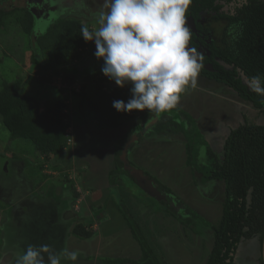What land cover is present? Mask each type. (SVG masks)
Masks as SVG:
<instances>
[{
	"label": "rangeland",
	"instance_id": "obj_1",
	"mask_svg": "<svg viewBox=\"0 0 264 264\" xmlns=\"http://www.w3.org/2000/svg\"><path fill=\"white\" fill-rule=\"evenodd\" d=\"M51 3L55 6L58 4L55 0H51ZM99 3L102 5L103 0ZM21 7H25L23 0H3L0 3V8L3 10ZM59 8L62 9V7ZM67 11L68 9L64 8L65 18L69 17ZM16 12L18 11L13 14L15 18L19 15ZM29 12L32 14L31 9H29ZM39 14L43 15L44 13L41 11ZM81 14L83 15V13ZM13 15L11 16L12 19L9 18L10 21L7 25L0 26V83L3 80L13 81L22 78L21 85L24 93L39 99L41 111L46 101H54L60 96L62 89L66 92L71 89L77 90L83 83L94 82L93 77L100 78L106 90H109L111 85L115 84L102 75L100 71L103 64L102 60H90V56H93L91 42L83 52L82 57L68 65L54 66L52 69L43 71L38 69L32 71L33 67L30 61L32 49L21 29L22 22L19 20L15 22ZM56 15H59L57 11ZM56 15L43 18V20L35 19L33 31L35 33L44 32L57 19ZM80 19L82 21L85 17ZM206 22L213 25L212 37L220 44V40H222L221 33L227 35L228 27H223L224 23L213 21L209 16H206ZM65 71L78 73L73 83L70 84L69 81L64 79L63 74ZM205 81L206 84L201 86L202 90L191 89L187 91L180 99L178 106L186 111L196 109L195 114H198L200 119H205L200 122L203 126L206 125L205 136L212 149L219 151L228 132L243 124L245 119L258 124L264 122V116L251 104L239 101L231 89L208 78ZM194 91L196 92L195 96H191ZM188 93L189 95H187ZM69 96L71 97V95ZM200 99H203V104L206 102L204 113L200 111L203 107L201 106V109L198 107L200 103H197V101ZM192 102L194 105L191 104ZM68 103L71 104V98L68 99ZM136 112H132L129 119L122 120L117 128L100 129L94 124H89V122L82 124L74 111L68 108L67 122L69 125L66 133L69 135L68 151L70 154L66 155V159H61L62 162H58V158L50 156L47 162L43 164L40 174L38 163L43 160V157L41 158L39 153L35 152L30 143L23 140H11L0 118V163L3 172L5 173L8 168L11 170V167H16L17 163H21L22 166L23 163H27L25 167L26 176L29 178L34 177L35 182L38 183L34 188L36 198L38 196L47 197L48 190L54 189V183L68 190L66 196L62 198V194L58 192L61 188L56 187V190L54 189L52 192V196L49 195L46 199L47 203H51V206L36 203L38 209L36 206H31L28 214L18 213L21 216L18 219H13L5 211L6 207L0 206V264H15L18 254H22L28 245L37 247L47 245L52 252H60L66 236L61 235L62 231L60 229L62 227L58 215L64 205H67L65 201L67 195L72 194L74 189L77 190L76 193L79 196L74 197L68 204L70 205V214L74 216V218L69 217V219H79V221L89 223L91 230L99 233L90 241L76 240V247H78L76 251L78 249L82 250L79 251L80 254L84 252L83 249L87 251L90 247L93 249L95 247L94 252H100V259L127 255L133 257L131 258L132 261L143 262L140 247L132 238L123 214L118 212L117 205L124 200L123 202L127 206L126 209L129 210L128 216L133 217L136 223L142 225L141 234L152 246L154 245L156 255L162 261H166L167 264L206 263V248L211 245V229H208L206 225L218 222V220H209L206 215L213 218L216 214L217 217L220 215L221 202L223 201V183L211 181L203 185L199 173L194 172L191 175L190 167L188 169L185 166L186 154L183 145L185 139L181 136V134L183 135L182 131L177 134L178 132L175 129L173 133L166 128L165 131L162 130L159 133L153 132V126L160 121L162 116L150 124L149 120L154 119L156 115L154 113L148 114L149 120L141 125L132 118L135 115L138 118ZM138 125L142 128L141 131L144 129L143 133L141 132L140 140L137 134L139 133ZM127 129H130V134L135 136V140L132 141V144L130 143L131 148L134 147L130 151V155L132 153L131 156L134 161L141 166L138 168L126 166L128 170L130 168V173H137L136 170L142 171L144 169L150 172L161 185H165L166 182L168 183L165 186H168V184L174 185L170 188L171 191L168 195L171 196V200L168 202L178 209L179 207L175 205V199H178L184 206L194 210V213L190 212L188 214L183 209H179L178 215L172 216L168 213V215H164L165 217H159L157 213L162 209L159 200L150 197L140 186L128 179L129 177H125V175H121L118 179V182L114 185L115 189L109 187L107 181L111 179L108 173L113 169L115 143H118L119 139L117 138L122 137ZM200 152L204 158L206 150L201 147ZM75 153L80 154L79 159L75 158ZM125 157L129 159L127 151ZM9 161L10 164L7 167ZM111 198L113 199L112 203L109 202ZM11 200L16 201L14 196L6 198L8 205L9 203L13 204ZM204 201L206 203H203ZM101 204L104 205L107 211L105 220L97 221L94 218L95 214L91 217L88 215L89 218H83L86 212L88 213V207L93 206L96 208L98 205L97 208L99 209ZM202 205L206 207V215L202 214ZM10 207L7 206V209ZM82 207H84L83 212ZM40 212L43 214L44 219H42ZM162 213L165 214L163 211ZM155 233L163 237L164 243H161L163 240H157ZM162 237L159 239H162ZM98 239H100L99 248ZM89 243L90 245H88ZM84 244H86L85 247ZM4 246H6V250ZM239 246V258H237L235 264L258 263L259 253L256 240L243 241ZM64 248L69 251L75 250L74 246H65ZM93 249L86 252L88 253L87 259L91 260V264H96L93 262L96 256L94 253L91 254ZM43 255L47 261V254ZM69 264H73V262ZM75 264L83 263L76 261Z\"/></svg>",
	"mask_w": 264,
	"mask_h": 264
},
{
	"label": "trees",
	"instance_id": "obj_2",
	"mask_svg": "<svg viewBox=\"0 0 264 264\" xmlns=\"http://www.w3.org/2000/svg\"><path fill=\"white\" fill-rule=\"evenodd\" d=\"M2 1L0 0V3ZM215 1L226 3L230 0H192L186 15L198 19L204 9L218 11L221 6L219 4L216 6ZM29 9L32 10L29 7L10 10L0 8V26L7 25L9 18L15 11H18L16 12L19 14L18 17L15 18L13 15L14 21L22 22L21 29L32 49L30 59L32 71L65 66L82 57L90 42L86 43L80 35V28L83 25L80 18L61 17L54 20L44 32L35 33L33 31L34 18ZM216 11L214 16L216 19L221 17L229 19L228 24L234 27L232 28L233 34L237 35V38L230 39L229 42L222 40L223 48L213 42L211 46L207 45V49L212 56H217L224 64L232 68H225L219 62H214L213 66L217 71L212 73L202 69L200 74L208 79L224 82L264 116V97L252 92L239 76V73H243L248 82L255 75L264 76V1L242 0L240 5L236 6L227 16L223 12L221 14ZM208 31L206 28V37H208ZM237 69L240 72H237ZM77 74V72L65 71L63 76L71 84ZM93 81L89 84L83 83L77 90L71 89L66 92L62 89L56 100L44 103L42 111L39 99L24 93L21 85L22 78L13 81L3 80L0 83L1 122L7 129L11 140H23L30 143L35 152L39 153L41 158L43 157V160L38 163L39 174L50 156L62 162L61 159L70 154L68 151L69 135L66 133L69 125L67 122L68 108L74 111L82 124L89 122L100 129L117 128L122 120L130 118L131 113L117 112L112 107V101L116 99L127 101L131 95L129 91L131 85L124 88L110 87L106 90L100 78L93 77ZM64 93L67 94L63 95ZM69 98H71V104L68 103ZM175 109L183 121L190 125L188 130L182 129L180 124L173 119L174 117L162 115L152 131L161 132L167 125L178 133L182 131L185 139L184 151L187 166L192 169V172L200 174L202 184L211 181L223 183L220 218L215 224L206 225L208 229H211V245L206 248L205 264H234L240 242L247 240L257 241L259 253L257 264H263L261 244L264 233V122L258 124L245 119L243 124L228 132L222 147L216 151L209 146L207 140L201 138L188 114L178 108ZM147 117V115L140 116L136 122L140 124L148 120ZM138 128L140 132L142 128L139 125ZM142 133H137L138 139L141 138ZM128 138H131L130 131L126 132L115 145L113 169L108 173L111 179L109 182L113 186L121 175L133 181L131 170L130 168L128 170L126 166L138 168L132 162L124 161L126 157H122V149ZM202 145L206 150L204 158L200 152ZM130 149L131 145L128 146L127 151ZM2 172L0 163V178L3 175ZM144 174L153 180L157 189L165 196L164 199L158 201L165 215L168 213L172 216L178 215L179 209H183L188 214L192 212L178 199H175V205L179 207L176 209L168 202L171 200V196L168 195L170 190L150 176L147 171ZM76 192L77 190L74 189L72 195L78 197L79 194ZM123 201L117 205L118 212L122 213L127 221L132 238L140 247L143 262L103 257L98 259V264H167L156 255L154 245L152 246L141 234L142 225L136 223L133 217L128 216L129 210L126 209V203ZM93 233L89 223L82 220L76 222L72 228V234L80 240L91 238ZM64 262L66 261L62 260L61 263Z\"/></svg>",
	"mask_w": 264,
	"mask_h": 264
},
{
	"label": "clouds",
	"instance_id": "obj_3",
	"mask_svg": "<svg viewBox=\"0 0 264 264\" xmlns=\"http://www.w3.org/2000/svg\"><path fill=\"white\" fill-rule=\"evenodd\" d=\"M191 3L192 0H103L97 12V25L81 26L83 40L94 43L93 55L103 61L102 75L120 88L131 85L127 101H112L117 112L147 110L159 116L177 108L182 94L197 87L204 57L189 46L192 32L186 14ZM228 34L232 40L237 38L231 26ZM248 87L264 97V76H253ZM124 161L129 160L126 157ZM79 255V251L67 248L54 253L47 245H28L18 254L15 264H61L62 260L75 264Z\"/></svg>",
	"mask_w": 264,
	"mask_h": 264
},
{
	"label": "crops",
	"instance_id": "obj_4",
	"mask_svg": "<svg viewBox=\"0 0 264 264\" xmlns=\"http://www.w3.org/2000/svg\"><path fill=\"white\" fill-rule=\"evenodd\" d=\"M206 76H202V75H199V77H198V84H197V87L195 88L197 91H199V89H201V86H203L204 84H206ZM129 85V84H128ZM125 86H127V85H125ZM112 87H117L115 84H112L111 85V88ZM194 89V90H195ZM189 90H191V89H189ZM202 90V89H201ZM190 93V92H189ZM189 93L187 94V95H189ZM195 91L193 92V94H191V96H195ZM186 95V96H187ZM184 95H182L181 96V98L183 97ZM202 101V102H201ZM206 101V100H205ZM203 99H200V100H198L197 101V103H200V104H198V107L200 108L201 106L203 107V109L202 110H200V111H202L203 112V110L204 109H206L205 108V105L204 104H206V102L203 104ZM192 105H194L193 104V102L191 103ZM200 105V106H199ZM180 111H183V112H185L186 114H188V116L192 119V121H193V124L195 125V127H196V129H197V131H198V134L201 136V138L202 139H204L205 141H206V136H205V130H206V125H202L201 124V122H203L205 119H200V116L198 115V114H195V110L196 109H192V110H185L184 108H180L179 106L177 107ZM201 109V108H200ZM199 110V109H198ZM135 112H136V110H135ZM134 113V112H133ZM137 114H138V117H140V116H143V115H147L148 116V111L147 110H145V111H143V112H141V111H137L136 112ZM204 113V112H203ZM135 115V114H134ZM162 115H166V117H170V118H173L177 123H179L180 124V126L182 127V129H184V130H188V128H190V125H188V123L186 122V121H183V119H182V117L179 115V113H178V111L176 110V109H172L171 111H169V112H165V113H161L159 116H154V119H148L150 122L152 121V123L153 122H155L157 119H158V117H160V116H162ZM149 117V116H148ZM147 117V118H148ZM133 118V120L136 122V120H137V117H136V115H135V117H132ZM146 118V117H145ZM201 121V122H200ZM149 122V123H150ZM141 124H143V123H141ZM151 124V123H150ZM133 128V127H132ZM132 128H130V129H132ZM166 128H168V130L169 131H171V132H173L174 131V129L170 126V125H167L166 126ZM166 128L163 130V131H165L166 130ZM130 129H127L124 133H126V132H128V131H130ZM144 130V129H143ZM142 130V131H143ZM141 130H140V132L139 133H141L142 132ZM162 132V131H161ZM159 133V132H158ZM174 133V132H173ZM177 134H179V133H177ZM122 136H123V134H122ZM181 136H182V138L184 139V136L181 134ZM134 137L135 136H133V134L131 135V138L130 139H132L133 138V140L132 141H134L135 139H134ZM148 137V136H147ZM121 137H119V138H117V139H120ZM140 140V139H139ZM142 140V139H141ZM184 141V140H183ZM208 142V141H207ZM117 143V142H116ZM116 143H115V145H116ZM183 145H185V143L183 142ZM210 145V144H209ZM202 147H203V149H205V146L204 145H202ZM134 148V147H133ZM133 148H131L127 153L129 154V159L128 160H130V162H132L136 167H141L140 165H138L135 161H134V158H132V153H131V155H130V151L133 149ZM114 150H115V148H114ZM75 158H80V154L79 155H77L76 153H75ZM20 163V162H19ZM23 163V162H22ZM10 164V161H9V163H7V167H8V165ZM26 165H27V163H23V166H22V164L20 163V164H16V167H11V170L8 168L6 171H5V173L4 172H2V176H1V178H0V206L1 207H6V209H5V211H7V214L8 215H11L12 216V218L13 219H18V218H21V216L20 215H18V213H26V214H28L30 211V207L31 206H36V208H37V204L36 203H38L39 205H42V204H45V205H47V206H51V203H47V201H46V199L48 198V196L49 195H51L52 196V192H53V190L56 188V187H60L61 189H59L58 190V192L59 193H61L62 194V198L63 197H65L66 196V192L68 191L65 187L63 188V186H60V185H55V183H54V189H52V190H48V192L47 193H49L48 194V196L47 197H45V198H42V197H40V196H38L37 198L35 197V194H36V191L34 190V188L37 186V184L38 183H36L35 182V178L34 177H27L26 176V170H25V167H26ZM185 166L189 169V167L187 166V164H186V162H185ZM3 168V167H2ZM6 168V167H5ZM143 172H146L144 169L142 170ZM190 172H191V175H193V173L194 172H192V169L190 168V170H189ZM196 173V172H195ZM148 174L150 175V176H152L153 177V175H151L150 174V172H148ZM120 178V177H119ZM157 178V177H156ZM158 179V178H157ZM160 180V179H159ZM42 182V181H41ZM116 182H118V180L116 181ZM162 184H163V182L162 181H160ZM170 182V181H169ZM35 183V185H33V184ZM107 183H108V185H109V187L111 188H113V189H115V186H113V185H111L110 184V182L109 181H107ZM168 182H166V184H167ZM165 184V183H164ZM165 184V185H166ZM206 184V183H205ZM32 185V186H31ZM116 185V184H115ZM164 185V186H165ZM204 185V184H203ZM174 185H169L168 184V186H165V187H167L169 190H170V188H172ZM110 188H108V189H110ZM91 189V188H90ZM56 190V189H55ZM109 191V190H108ZM171 191V190H170ZM110 194V193H109ZM11 196H14L15 197V199H16V201H12L13 202V204H10L9 203V205H8V203L6 202V198L7 197H11ZM79 196V195H78ZM200 196H202V195H200ZM211 198H213L211 195H209ZM74 197H77V195L76 196H74V194L72 195V194H69V195H67V199L65 200L66 202H67V205H64V207L61 209L62 211H60V214L58 215V218H59V223H60V226L62 227L60 230L62 231V233H61V235L63 234V235H65L66 237H65V240H64V242H63V245L61 246V248H60V250L61 249H64V247L65 246H74V249H75V251L77 250V248L78 247H76L77 246V242H76V240H80V239H78V238H76L73 234H72V228H73V226L76 224V222H78L79 221V219L78 220H70L69 219V217H73L74 218V216L73 215H71L70 213H71V211H70V205H68L71 201H72V199L74 198ZM112 199V198H111ZM202 199V198H201ZM37 200H39L38 202H37ZM42 200H44V201H42ZM204 200V199H203ZM112 201H113V199H112ZM112 201L110 200L109 202L110 203H112ZM35 202V203H34ZM203 203H206V201H204ZM221 204H222V202H221ZM7 206H11L10 208H8L7 209ZM98 206V205H97ZM97 206H96V208L95 207H93V206H91L90 208L88 207L87 208V211H88V213L86 212V215H85V217H83V218H87L88 217V215H90V217L93 215V214H95L94 216V218L97 220V221H100L101 219H103V220H105L106 218H107V211H106V209H105V207H104V205L103 204H101V207L98 209L97 208ZM72 207V206H71ZM95 208V209H94ZM222 208V207H221ZM38 209V208H37ZM202 214H204V215H206V207H204L203 205H202ZM205 209V210H204ZM81 210H82V212H83V210H84V207H82L81 208ZM99 210V211H98ZM161 211L160 212H158L157 214H158V216L159 217H165L164 215L165 214H163L162 213V211L164 212V210H163V208L162 209H160ZM194 210H192V212H193ZM165 213V212H164ZM67 214V215H66ZM40 215L43 217L42 219H44V216H43V214L40 212ZM220 215H221V212H220ZM220 215H218V217H217V214L216 215H214L215 216V218H213V217H210V216H207L206 215V217H209L208 219L209 220H218L219 218H220ZM76 218V217H75ZM89 218V217H88ZM105 218V219H104ZM69 219V220H68ZM90 220H92L91 218H90ZM81 221V220H80ZM95 224V223H94ZM96 226L94 225V228H95ZM94 231V233L92 234V237L91 238H89V239H85L84 240V242L85 241H90L92 238H94V237H96L99 233H97L95 230H93ZM149 231H151L150 229H149ZM104 237H106V235H104ZM103 237V238H104ZM155 237L157 238V240L158 241H162L163 240V237L161 236V235H158L157 233H155ZM160 237H162V239H159ZM105 239V238H104ZM99 240L100 239H98V242H97V244L99 243ZM80 241H83V240H80ZM161 243H164V240H163V242H161ZM88 245H90V243L88 244ZM165 245H166V247H167V244H166V242H165ZM86 246V244H84V247ZM97 247V246H96ZM100 247V245L98 244V248ZM5 249V248H4ZM89 249H93L92 247H90ZM88 249V250H89ZM94 249H95V247H94ZM94 249H93V251L91 252V254L92 253H94L95 254V258L93 259V262L94 263H96V264H98V259H99V257H100V252H98V251H95L94 252ZM6 250V249H5ZM87 250V251H88ZM78 251H82V250H79L78 249ZM83 251L84 252H82L80 255H79V258H77V262H81V263H83V264H91V260L90 259H87V256H88V253H86L87 251H85V249H83ZM134 252V251H133ZM113 258H123V259H131V258H133V257H129V256H127V255H120V256H118V257H113ZM64 261H66V262H64V263H61V264H69L71 261H67V260H64Z\"/></svg>",
	"mask_w": 264,
	"mask_h": 264
},
{
	"label": "flooded vegetation",
	"instance_id": "obj_5",
	"mask_svg": "<svg viewBox=\"0 0 264 264\" xmlns=\"http://www.w3.org/2000/svg\"><path fill=\"white\" fill-rule=\"evenodd\" d=\"M55 1L58 2L57 6H55V4H52L51 0H23L25 7L32 8V10H33L32 16H33L34 20L35 19H38V20L42 19L43 20V18L50 17L51 12H54L55 14L53 16H55L56 11L59 14L58 16L56 15L57 19L61 18L63 16L65 17L64 8L65 9L67 8L68 9L67 14L69 17H78V18L79 17L80 18L85 17V19L81 21L83 25L86 24V25H89L90 27L97 25V12L101 7V4L99 3L101 0H55ZM241 1L242 0H230V1H227L226 3L224 1H221V2L215 1L216 6H218V4L221 6L220 10H218V11L215 10V11L218 13H221V14L223 12L225 14V16H227L228 13L230 14L233 12V9L236 6L240 5ZM59 7H62V9H60ZM61 10H63V11H61ZM41 11L44 13L43 15L39 14ZM93 11H94V13H93ZM215 11L209 10V9H204V11L200 13V17L198 19H194V26H190L189 22L187 20V24L190 27L191 32H192V39L190 41V44L192 47H195L196 49H198L199 52L203 55V57H204L203 64H204V66H209V68L212 67V71H207V72H212V73L217 71L214 68L213 63L214 62L221 63L222 60L220 58H218L217 56H212L211 53L207 49V45L211 46V43L213 44V42L215 43V45H217L218 43L212 37L213 36V30H212L213 25L211 23L209 25L206 22V16H209V18H211L213 21H215V20L221 21L220 23H224L223 27H228V29H229V26H231L234 29V27L232 25L228 24L229 19L227 17L226 18L221 17V18L216 19L214 17ZM81 13H83V15ZM85 14H87V15H85ZM189 16L190 15H187V18ZM206 28H208V30H209L208 31V37H206ZM221 34H222V40H224V42L231 41L229 34L228 35H224L223 33H221ZM224 36H225V38H224ZM226 36L228 37L227 39H226ZM222 40H220V44H219L221 46V48L224 47L222 44V42H223ZM91 46L93 48V53H94L95 52V45L93 42H91ZM90 57H91L90 60H96L97 61V59L94 57V55L93 56L91 55ZM211 60L213 62H211ZM210 65H211V67H210ZM199 75H202V74H199ZM202 76H204V75H202ZM210 80H213V79H210ZM215 82H217V81H215ZM217 83H220L221 85L226 86L228 89H231L235 93V96L239 101L241 100V101H244V102L251 104L249 101H246L243 98H241L236 93V91H234L231 87L226 85L224 82H222V83L217 82ZM248 84H249V82H248ZM251 106H252V104H251Z\"/></svg>",
	"mask_w": 264,
	"mask_h": 264
},
{
	"label": "water",
	"instance_id": "obj_6",
	"mask_svg": "<svg viewBox=\"0 0 264 264\" xmlns=\"http://www.w3.org/2000/svg\"><path fill=\"white\" fill-rule=\"evenodd\" d=\"M55 13L51 12L50 17L53 16ZM189 25L190 26H194V19L189 16L187 18ZM190 47L191 44L189 45ZM198 50V49H197ZM199 51V50H198ZM222 66H224L225 68H231L229 65L224 64L223 62L220 63ZM211 67V65H210ZM204 70L206 71H212V67L209 68V66H204L203 67ZM237 71L239 72L240 70L237 69ZM239 76L241 77L242 82L248 87V81L245 78V76L243 75V73H239ZM152 123V121L150 122ZM135 138V137H134ZM133 138L130 139L129 141H127L124 145L123 151H122V155L126 154V150L127 147L129 146V144L132 142ZM136 170V169H135ZM135 172V171H134ZM137 173H134L135 175V180L136 182L139 184L140 188L146 193L148 194L150 197L156 199V200H160L164 198V195H162L156 188V184L153 182V180H151L150 178H148L147 176H145L141 170H136ZM261 259L263 261L264 264V233H263V239H262V244H261Z\"/></svg>",
	"mask_w": 264,
	"mask_h": 264
}]
</instances>
